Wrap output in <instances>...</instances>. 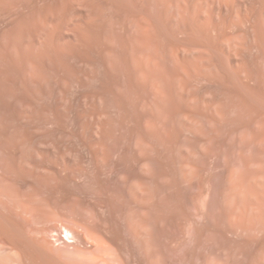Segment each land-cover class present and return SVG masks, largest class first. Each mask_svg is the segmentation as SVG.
Listing matches in <instances>:
<instances>
[{
  "label": "rangeland",
  "instance_id": "obj_1",
  "mask_svg": "<svg viewBox=\"0 0 264 264\" xmlns=\"http://www.w3.org/2000/svg\"><path fill=\"white\" fill-rule=\"evenodd\" d=\"M0 264H264V0H0Z\"/></svg>",
  "mask_w": 264,
  "mask_h": 264
},
{
  "label": "built area",
  "instance_id": "obj_2",
  "mask_svg": "<svg viewBox=\"0 0 264 264\" xmlns=\"http://www.w3.org/2000/svg\"><path fill=\"white\" fill-rule=\"evenodd\" d=\"M64 235H65V236H64ZM63 236H64V238H65L69 243H71V244L76 243V239H74V238H67L65 232H64ZM70 241H71V242H70Z\"/></svg>",
  "mask_w": 264,
  "mask_h": 264
},
{
  "label": "bare ground",
  "instance_id": "obj_3",
  "mask_svg": "<svg viewBox=\"0 0 264 264\" xmlns=\"http://www.w3.org/2000/svg\"><path fill=\"white\" fill-rule=\"evenodd\" d=\"M66 231H67L68 234L74 236L71 231H69V230H66Z\"/></svg>",
  "mask_w": 264,
  "mask_h": 264
}]
</instances>
